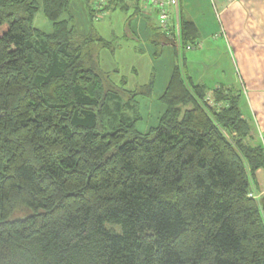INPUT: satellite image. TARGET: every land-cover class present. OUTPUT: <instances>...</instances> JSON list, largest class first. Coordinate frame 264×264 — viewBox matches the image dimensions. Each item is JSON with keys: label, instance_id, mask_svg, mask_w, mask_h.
<instances>
[{"label": "trees", "instance_id": "1", "mask_svg": "<svg viewBox=\"0 0 264 264\" xmlns=\"http://www.w3.org/2000/svg\"><path fill=\"white\" fill-rule=\"evenodd\" d=\"M71 1L0 0V264H264V197L251 196L264 147L239 96L220 87L210 106L178 63L158 125L139 132L123 113L153 83L112 86L99 51L113 44L76 32ZM108 2L149 20L139 0ZM41 8L50 33L34 27ZM180 22L181 49L153 31L155 58L197 43Z\"/></svg>", "mask_w": 264, "mask_h": 264}, {"label": "crops", "instance_id": "2", "mask_svg": "<svg viewBox=\"0 0 264 264\" xmlns=\"http://www.w3.org/2000/svg\"><path fill=\"white\" fill-rule=\"evenodd\" d=\"M181 10L183 17L197 26V42L201 44L193 51L181 52L188 77L209 90L208 93L221 87L238 95L243 118L252 129L249 143L262 145L264 0H183ZM113 12L112 23L125 26V32H129L132 38L140 39L144 34L150 42L151 34L160 27L155 14L149 10L142 11L149 20L137 17L130 23L129 18L134 13L132 9L130 13L112 11L110 16ZM133 22L140 24L139 35L133 31ZM125 36L128 38L127 34ZM169 46L164 45V49ZM253 181L252 195H255L254 199H261L264 197V169L256 173Z\"/></svg>", "mask_w": 264, "mask_h": 264}, {"label": "rangeland", "instance_id": "3", "mask_svg": "<svg viewBox=\"0 0 264 264\" xmlns=\"http://www.w3.org/2000/svg\"><path fill=\"white\" fill-rule=\"evenodd\" d=\"M70 3L69 14L72 15L73 26H75V30L80 36L87 37L90 34H97L103 37L105 42L112 43L113 47L116 48H105L99 51L102 69L110 74L109 83L112 86L129 93L139 88H147L153 83L152 89L150 91L147 89L143 91L145 94L138 95L134 99L135 103L131 102L133 108L127 109L123 114L125 117H141L136 125L137 130L141 133H147L150 128H155L165 111V106L159 99L169 82L171 68L178 63L181 66L182 58L177 60L171 46L163 49L162 54L155 58V49L150 45L148 37L143 34L140 39L132 38L129 32H125V26L112 23L114 12L111 16L109 13L105 19L98 22L93 20L89 13L88 3L80 0H72ZM35 17V28L47 33L52 32V24L45 16L43 8ZM135 30L139 35V22H133V31ZM126 34L128 38H126ZM122 80L127 82L125 86L121 85ZM209 94H213V92ZM126 100H128L127 97ZM114 113L119 114L116 111ZM108 118L112 121L114 119L111 116H108ZM108 130L111 131L112 129L108 128ZM29 213L30 211L27 209H18L14 211L12 219L26 218L30 215Z\"/></svg>", "mask_w": 264, "mask_h": 264}, {"label": "built area", "instance_id": "4", "mask_svg": "<svg viewBox=\"0 0 264 264\" xmlns=\"http://www.w3.org/2000/svg\"><path fill=\"white\" fill-rule=\"evenodd\" d=\"M109 0H94V14L95 21L105 19L109 13L104 11V8L108 5ZM142 10L152 11L160 24V31L167 36L179 49L182 45V33L180 22V5L181 0H139ZM201 44L194 43L186 46L187 51H193ZM213 94H209L206 98V102L210 106H215L212 98ZM262 146L264 147V137L262 139ZM255 198V195H252Z\"/></svg>", "mask_w": 264, "mask_h": 264}]
</instances>
